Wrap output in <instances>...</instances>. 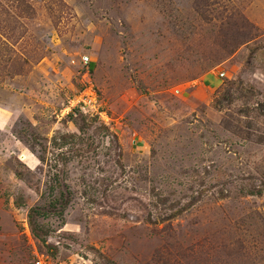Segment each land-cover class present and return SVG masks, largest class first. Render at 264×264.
Returning a JSON list of instances; mask_svg holds the SVG:
<instances>
[{"label":"rangeland","instance_id":"374dc122","mask_svg":"<svg viewBox=\"0 0 264 264\" xmlns=\"http://www.w3.org/2000/svg\"><path fill=\"white\" fill-rule=\"evenodd\" d=\"M39 262L264 264V0H0V264Z\"/></svg>","mask_w":264,"mask_h":264},{"label":"built area","instance_id":"2783aa9c","mask_svg":"<svg viewBox=\"0 0 264 264\" xmlns=\"http://www.w3.org/2000/svg\"><path fill=\"white\" fill-rule=\"evenodd\" d=\"M85 106H88L90 109H94L96 104L93 98V92L83 89L78 94L73 96V98L67 100L62 111H65V115L67 116L74 114L75 112L84 111L87 108H84ZM38 264H40V262Z\"/></svg>","mask_w":264,"mask_h":264},{"label":"trees","instance_id":"16d2710c","mask_svg":"<svg viewBox=\"0 0 264 264\" xmlns=\"http://www.w3.org/2000/svg\"><path fill=\"white\" fill-rule=\"evenodd\" d=\"M92 66H90V68H91ZM72 115V114H71ZM82 115H86V114H82Z\"/></svg>","mask_w":264,"mask_h":264}]
</instances>
